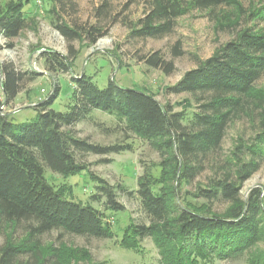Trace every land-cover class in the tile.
<instances>
[{"label":"trees","instance_id":"trees-1","mask_svg":"<svg viewBox=\"0 0 264 264\" xmlns=\"http://www.w3.org/2000/svg\"><path fill=\"white\" fill-rule=\"evenodd\" d=\"M147 4L129 37L166 36L173 31L176 19L191 9L206 10L226 26L225 22L237 25L244 15L238 0H147ZM224 5L234 9L225 11L221 9ZM248 11L245 27L170 88L197 101L189 118L143 90L120 87L113 80L99 87L82 73L72 78L74 104L68 111L50 108L56 96L52 94L34 104L37 115L32 122H15L2 108L22 89L25 72L10 62L0 64V222H23L27 234L18 243L11 236L5 239L0 245V264H69L71 257L77 261L84 258H78L79 249L50 246L44 250L36 237L53 229L86 237L113 236L103 211L67 199L65 186L55 187L44 177L46 167L64 176L83 171L78 153L106 155L127 147L101 145L76 135L72 126L93 110L117 115L162 156L160 178L143 176L135 191L150 223L126 228L121 246L138 250L140 239L147 236L158 248L160 264H199L243 254H248L247 264H264V250L256 252L264 241V194L254 189L243 199L240 193L243 182L264 161V91L256 88L264 75V5ZM25 14L20 2L1 8L3 36H17L26 27ZM55 28L67 40L80 37L65 23H56ZM86 33L88 41L94 43L102 30L92 26ZM41 56L51 74L73 70L72 52L63 55L46 49ZM146 62L157 67L162 58L154 53ZM170 67L171 63L167 64V69ZM36 75L33 71L26 80L33 81ZM241 116L256 124V135L248 143L236 144L223 162L221 176L198 187L196 196L205 204H182L177 186L201 172L200 158L219 148L228 126ZM97 182L98 194L91 199L98 201L103 196L106 210H123L113 187L103 179L97 178ZM157 183L160 186L155 188ZM218 201L229 205L217 212L213 204Z\"/></svg>","mask_w":264,"mask_h":264},{"label":"rangeland","instance_id":"rangeland-1","mask_svg":"<svg viewBox=\"0 0 264 264\" xmlns=\"http://www.w3.org/2000/svg\"><path fill=\"white\" fill-rule=\"evenodd\" d=\"M238 1L244 15L237 25L227 22L229 27L221 25L206 10L191 9L176 19L170 34L160 38H133L129 37V32L144 15L147 0H0V9L20 2L23 12H26V27L17 36L6 38L0 32V64L10 62L17 70L25 72L22 89L2 108V112L15 122H32L37 115L34 104L52 94L56 96L50 108L66 112L74 104L75 85L72 78L84 73L99 87L113 80L120 87L143 90L162 104L173 106L174 111L185 112L189 118L191 112L197 109V101L186 92H175L170 88L186 71L195 68L233 38L237 30L245 27L248 10L264 5V0ZM233 7L224 5L221 9L229 11ZM230 19L231 22L235 20L234 17ZM56 23H65L80 37L67 40L55 28ZM92 26L102 30V35L94 43L88 41L86 33ZM46 49L63 55H71L72 52L73 70L69 73H49L41 56ZM154 53L162 58L157 67L146 62ZM169 63L171 67L167 69ZM33 71L38 75L33 81H27L28 74ZM256 88L264 91V75L257 81ZM72 128L78 137L93 143L127 146L117 153L106 155L78 153L77 161L85 169L74 175L64 176L47 167L44 171L48 183L55 187L65 186L67 199L83 205L90 204L103 211L113 236L86 237L53 229L36 237L40 245L44 250L50 246L82 250L78 258H84L77 261L71 257L69 264H160L159 251L151 237L140 239L138 250L125 248L119 241L130 225L150 223L135 191L143 176L160 178L161 154L147 140L129 130L115 114L93 110L89 117L75 123ZM256 132V124L251 118L241 116L235 119L228 126L219 148L200 158L203 165L201 172L191 181L177 186L179 201L182 204H205L202 198L196 196L198 187L205 186L212 177L221 176L223 162L230 157L236 144L240 141L248 143ZM97 178L113 187L123 210H106L103 196L98 201L91 199L93 194H98ZM159 186L157 183L155 188ZM254 189L264 194V161L243 182L240 190L243 199H247ZM228 205V202L218 201L213 204V209L222 212ZM25 228L23 222L16 225L0 222V245L8 236L20 242L27 235ZM257 250H264V241L258 244ZM248 258V254H243L234 259H214L199 264H247Z\"/></svg>","mask_w":264,"mask_h":264}]
</instances>
